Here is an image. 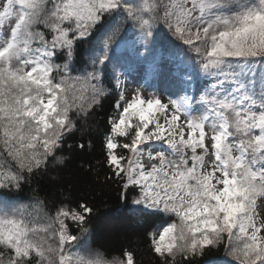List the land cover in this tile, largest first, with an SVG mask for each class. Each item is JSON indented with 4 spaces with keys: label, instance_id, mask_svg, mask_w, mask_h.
<instances>
[{
    "label": "snow or ice",
    "instance_id": "obj_1",
    "mask_svg": "<svg viewBox=\"0 0 264 264\" xmlns=\"http://www.w3.org/2000/svg\"><path fill=\"white\" fill-rule=\"evenodd\" d=\"M48 3L0 0V264H136L133 250L108 259L84 240L94 213L87 202L65 197L69 202L62 200L52 213L37 201L31 207L43 213L46 222H40L39 215L28 218L29 206L7 197L47 170L50 160L64 162L56 153L77 128L71 113L76 109L86 119L106 96L96 66L112 61L109 51L123 41L125 25L139 29L147 51L160 21L200 57L194 71L223 79L198 97L185 92L167 102L157 95L145 98L139 89L128 100L120 93L115 108L122 111L108 119L104 162L121 183V200L138 188L131 203L140 213L179 219L147 233L163 264H191L213 249L202 264H264V73L258 84L245 76L257 60L264 63V0H52L51 8ZM94 35L99 46L90 60L93 70L70 102V61L77 44ZM229 80L238 86L223 94ZM88 89L90 99L84 95ZM130 133V142L117 140Z\"/></svg>",
    "mask_w": 264,
    "mask_h": 264
},
{
    "label": "trees",
    "instance_id": "obj_2",
    "mask_svg": "<svg viewBox=\"0 0 264 264\" xmlns=\"http://www.w3.org/2000/svg\"><path fill=\"white\" fill-rule=\"evenodd\" d=\"M165 1V0H164ZM52 2L49 0L48 7L51 8ZM158 26H160L158 24ZM156 27V36L153 41L145 46L142 52L131 54L128 51L127 42L137 35L131 23L125 25L121 35L123 41L121 50L118 46H112L109 55L112 61L105 65H97L101 73L100 83L107 90L106 96L100 104L94 105L89 110V115L85 119L83 115H77L76 109H73V119L78 121L77 128L72 135H66L57 156H62V164H54L51 160L47 170L41 169V172L35 176L26 179L20 192H13V195L7 197L9 202L14 205L29 206L27 212L31 211L33 218L39 215L40 222H46L43 213L34 210L31 206L37 201H43L45 210L54 213L55 207L63 200L69 201L65 197L71 198V201L82 200L93 207L94 213L86 227L89 232L84 236V240L93 248H99L105 256L110 259L114 255H119L122 249H130L135 252L136 264H163L162 258L156 256L150 249L151 239L147 233L153 231L158 226H166V222L179 219L174 215L159 213L151 210H145L140 213L137 206L131 203V199L138 194L139 189L128 192V200L125 202L120 199L121 183L113 176L110 166L104 162L103 141L109 134V117L115 118L119 109L115 108V103L119 100V91L117 88L118 72L125 66L135 62L143 63L152 61L157 54L161 52L169 56H181L183 63L190 69L192 79L198 78V69L193 70L194 63H198L200 57L194 56L188 51L175 36L165 27ZM45 31L48 38L51 34ZM119 45V46H120ZM99 37L93 36L91 39H85L79 42L75 48L74 56L69 64L70 79L68 84L76 83L79 77L85 76L87 72L93 70L90 63L92 55L98 50ZM63 54L61 53V56ZM191 58V59H190ZM259 61V60H258ZM56 63H63L62 59H57ZM258 64H261L259 61ZM61 74H56L59 80ZM243 78V77H242ZM247 79L249 77L246 76ZM246 82V81H245ZM96 83V81H92ZM99 86V85H98ZM75 93L80 94V89L76 87ZM257 91L259 88L257 87ZM87 99L91 98L89 89L84 93ZM135 123V122H134ZM129 137H117L122 144L130 142ZM83 143L85 147L80 149L76 145ZM69 145L72 147L70 148ZM2 148V144H0ZM116 152L127 157L130 153L123 148H117ZM100 161V163H97ZM91 166V173L88 168ZM98 174V179H97ZM111 176V180L106 177ZM72 206H75L73 203ZM73 230L76 226L73 225ZM220 256L223 257V249H220ZM216 253L205 257H196L191 264H202V261ZM224 259H230L223 257ZM180 258L178 257V261Z\"/></svg>",
    "mask_w": 264,
    "mask_h": 264
},
{
    "label": "rangeland",
    "instance_id": "obj_3",
    "mask_svg": "<svg viewBox=\"0 0 264 264\" xmlns=\"http://www.w3.org/2000/svg\"><path fill=\"white\" fill-rule=\"evenodd\" d=\"M164 2H166V0ZM158 24L160 26H158ZM157 26L158 28L163 26L168 30L167 26L163 24V21L158 22L156 27ZM134 30L136 31V28H134ZM139 35L138 29L137 35L127 42V49L131 54L142 52L145 46L144 42L139 38ZM50 38L51 37H49V39ZM121 48L122 45L118 46L117 50L119 51ZM199 60L200 58L197 62H199ZM258 62L257 60L256 64L253 65L251 72L246 71L245 73V76L249 77V79H256L257 84L259 83L260 75L264 73V63L258 64ZM198 72V78L193 80L190 75V69L183 63L181 56H169L157 52L152 61L143 63L135 62L120 70L117 76V80H119V86L117 88L119 93L124 94L125 100L130 99L132 94L139 89L145 98L157 95L160 96L164 102H167L169 97L176 98L177 96L185 94V92L188 95L198 97L201 91L216 85L217 79H223V77L208 75L201 71ZM83 77H79L80 80H77V84H70L68 91L70 102L72 101L73 93L77 90L76 87L81 90L82 86H84ZM237 86L238 85L230 80L226 81L223 85V94H227ZM89 91L91 90L89 89ZM215 91L221 92V87L217 85ZM86 92L87 91L84 93ZM123 103L124 101H121V105H123ZM197 107H199V105H197ZM119 111H122V107ZM118 115L119 112L115 118H118ZM134 122H136L135 118H133V123ZM163 150L167 151L166 145L163 146ZM145 163L147 165L150 162L146 160ZM29 212L32 213L31 211ZM28 218L31 219L33 216Z\"/></svg>",
    "mask_w": 264,
    "mask_h": 264
},
{
    "label": "clouds",
    "instance_id": "obj_4",
    "mask_svg": "<svg viewBox=\"0 0 264 264\" xmlns=\"http://www.w3.org/2000/svg\"><path fill=\"white\" fill-rule=\"evenodd\" d=\"M196 211H197L196 209H193L192 214L195 215ZM200 211L203 212V209H200ZM196 218L197 219H203V216H197ZM189 222L191 223V221H189Z\"/></svg>",
    "mask_w": 264,
    "mask_h": 264
}]
</instances>
